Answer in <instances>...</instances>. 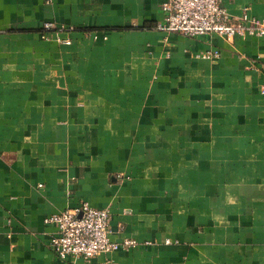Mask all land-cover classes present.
I'll return each instance as SVG.
<instances>
[{
  "label": "crops",
  "instance_id": "obj_1",
  "mask_svg": "<svg viewBox=\"0 0 264 264\" xmlns=\"http://www.w3.org/2000/svg\"><path fill=\"white\" fill-rule=\"evenodd\" d=\"M165 1L0 0V264H68L45 218L84 201L142 244L77 264H264V35L159 30Z\"/></svg>",
  "mask_w": 264,
  "mask_h": 264
},
{
  "label": "built area",
  "instance_id": "obj_2",
  "mask_svg": "<svg viewBox=\"0 0 264 264\" xmlns=\"http://www.w3.org/2000/svg\"><path fill=\"white\" fill-rule=\"evenodd\" d=\"M162 8L165 18L157 25L162 31L178 32L190 37L216 33L228 39L264 35V16L250 15L248 12L234 16L228 12L223 0H166ZM51 28L53 24H45L46 30ZM60 41L71 42L70 39ZM199 55L210 58L220 55V51ZM45 223L55 227V232L50 236V245L68 264H77L71 258L90 260L101 252L130 249L142 244L136 238L122 241L112 239L109 209L87 201L46 216Z\"/></svg>",
  "mask_w": 264,
  "mask_h": 264
},
{
  "label": "rangeland",
  "instance_id": "obj_3",
  "mask_svg": "<svg viewBox=\"0 0 264 264\" xmlns=\"http://www.w3.org/2000/svg\"><path fill=\"white\" fill-rule=\"evenodd\" d=\"M68 39V38H67ZM64 40V39H63Z\"/></svg>",
  "mask_w": 264,
  "mask_h": 264
}]
</instances>
